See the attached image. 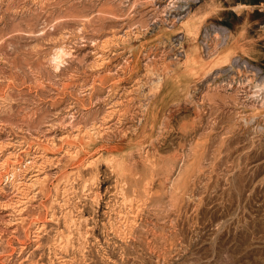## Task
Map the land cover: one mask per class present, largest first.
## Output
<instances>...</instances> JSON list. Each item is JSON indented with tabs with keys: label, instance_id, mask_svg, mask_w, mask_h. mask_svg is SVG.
<instances>
[{
	"label": "rangeland",
	"instance_id": "obj_1",
	"mask_svg": "<svg viewBox=\"0 0 264 264\" xmlns=\"http://www.w3.org/2000/svg\"><path fill=\"white\" fill-rule=\"evenodd\" d=\"M67 263L264 264V0H0V264Z\"/></svg>",
	"mask_w": 264,
	"mask_h": 264
},
{
	"label": "bare ground",
	"instance_id": "obj_2",
	"mask_svg": "<svg viewBox=\"0 0 264 264\" xmlns=\"http://www.w3.org/2000/svg\"><path fill=\"white\" fill-rule=\"evenodd\" d=\"M187 26H189L188 24H187ZM67 54V52L62 48V49H59L58 50V52H57V54L55 55V57H54V59H53V61L55 62V64L57 63V65L59 66L61 63H62V61H63V58H64V56ZM230 54H231V50H230V48H228L227 50H225V51H223V52H220L215 58H214V60H211L212 62V64H217V63H219L221 60H225V61H227L228 59H229V57H230ZM210 63V64H211ZM208 67V66H207ZM8 158V157H7ZM11 158V157H10ZM114 159V158H113ZM6 160H8V159H6ZM111 161V160H110ZM4 164H6L5 162H1V165H3L4 166ZM89 164L91 165V163L89 162ZM88 164V165H89ZM114 164V163H113ZM117 164V163H116ZM116 164H115V166H116ZM112 166V165H111ZM40 167V166H39ZM16 168V167H15ZM113 168V167H112ZM116 168H117V166H116ZM122 168V167H121ZM118 169H119V166H118ZM15 170V169H14ZM17 170V169H16ZM37 172H40L41 173V169L40 168H38L37 170H36ZM43 171V170H42ZM118 171V170H117ZM14 175V174H13ZM16 176V175H15ZM33 177H34V180H35V182H39L40 180H41V178H40V176H39V173H34L33 175H32ZM79 179V178H78ZM94 179V178H93ZM88 180V179H87ZM92 180V179H91ZM85 181V180H84ZM41 182V181H40ZM39 182V183H40ZM42 182H43V180H42ZM28 183V182H27ZM27 183H25L24 181L23 182H21L20 184H22V185H25L26 187L28 186V185H31V183L30 184H27ZM82 183H84V182H82ZM85 184H86V182H85ZM43 185V184H42ZM98 185V184H97ZM18 186V185H17ZM21 186V185H20ZM20 186H18V188H20ZM38 186V185H37ZM83 186V185H82ZM23 187V186H22ZM98 187V186H97ZM88 188V187H87ZM99 188V190H100V186L98 187ZM120 187H117V189H119ZM121 188H122V186H121ZM121 188L119 189V191L121 190ZM25 189V188H24ZM63 189V188H62ZM72 188H70L69 190H71ZM105 189H106V187H105ZM124 189V188H123ZM74 190V189H73ZM84 190V189H83ZM88 190V189H87ZM89 190H90V188H89ZM88 190V191H89ZM93 190V189H92ZM99 190H96L95 189V192H94V197H92L91 196V198H95L96 200H98V199H100L101 198V194H102V191H99ZM116 190V189H115ZM111 191V190H110ZM91 191H89V193H90ZM106 192V191H105ZM112 192V191H111ZM114 192V191H113ZM118 192V191H117ZM66 193V192H65ZM73 193V192H72ZM128 193V192H127ZM127 193L125 192V190H122L121 191V199H122V201L123 200H127ZM75 194V193H74ZM114 193H112V195H113ZM116 194V193H115ZM92 195V194H91ZM116 196V195H115ZM112 198H114V197H112ZM94 199V200H95ZM104 199V198H103ZM111 199V198H110ZM114 199H116V197L114 198ZM92 200V199H91ZM106 200H107V198H106ZM104 201V200H103ZM108 201V200H107ZM106 201V202H107ZM121 201V200H120ZM129 201H130V199H129ZM132 201V200H131ZM97 202H100L99 200L97 201ZM105 202V203H106ZM116 202V204L115 205H117V200L115 201ZM124 203H125V201H123ZM123 202H121V204H123L124 205V203ZM18 203V202H17ZM113 203H114V201H113ZM129 203V202H128ZM95 204V203H94ZM101 204H103L102 202H101ZM108 204V203H107ZM110 204H111V202H110ZM126 204H127V201H126ZM81 205H83V204H81ZM113 205V204H112ZM114 205V206H115ZM131 205V204H130ZM133 205V204H132ZM17 206V205H16ZM21 206V205H20ZM96 206V205H95ZM98 206V205H97ZM107 206V205H106ZM105 206V207H106ZM81 207V206H80ZM80 207H78V208H80ZM100 207V206H99ZM113 207V206H112ZM121 207H122V205H121ZM124 207V206H123ZM126 207H128V206H126ZM126 207H125V210H127L126 209ZM130 207V206H129ZM54 208V207H53ZM77 208V209H78ZM103 208V207H102ZM107 208V207H106ZM68 209V208H67ZM97 209V208H96ZM101 209V208H100ZM110 209L112 210V208L110 207ZM118 209V208H117ZM130 209V208H129ZM131 209H134V208H132L131 207ZM64 210V209H63ZM79 210V209H78ZM98 210V209H97ZM105 210V209H104ZM108 210V209H107ZM106 210V211H107ZM114 210V209H113ZM106 211H104L103 213H105ZM109 211V210H108ZM116 211V210H115ZM114 211V212H115ZM119 211V212H118ZM118 211H117V217L119 218V221H118V223L120 222V226L119 227H121L122 225H126L125 227L127 228L126 230L128 231V234H129V230H128V228H130L131 227V223L133 222V221H130L131 219H130V216H127V214H129V213H127V214H125V212L123 211V210H119L118 209ZM129 211H131V210H129ZM56 212V211H55ZM55 212H53V213H55ZM98 212V211H97ZM96 212V213H97ZM101 212V211H100ZM77 213V212H76ZM79 213V212H78ZM102 213V212H101ZM102 213V214H103ZM110 213V212H109ZM81 214V213H80ZM94 213H92L91 215H93ZM98 214V213H97ZM105 214H107V213H105ZM131 214V213H130ZM129 214V215H130ZM132 214H133V212H132ZM137 214V213H136ZM54 215V214H53ZM69 216H67V217H69L68 219H69V223H66L65 221V223L66 224H70V222H75L74 220V217L72 216V214L70 215V214H68ZM111 215V214H110ZM109 215V216H110ZM114 214H112V216H113ZM135 215V214H134ZM141 215V214H140ZM83 216V215H82ZM80 217L81 218V220L82 219H84V217ZM101 216V215H100ZM100 216H98V217H100ZM132 216V215H131ZM136 216V215H135ZM135 216H133V217H135ZM51 217H52V215H51ZM54 217V216H53ZM64 218H66V216H63ZM87 217H88V213H87ZM91 217V216H90ZM97 217V218H98ZM103 217H105V216H103ZM116 217V216H115ZM132 217V219H134ZM57 218V217H56ZM59 218V217H58ZM63 218V219H64ZM91 218H93V216L91 217ZM109 218V217H108ZM107 218V219H108ZM138 218V217H137ZM78 219V218H77ZM87 219L88 218H85L84 220L85 221H87ZM94 219V218H93ZM93 219H91V220H93ZM139 219V218H138ZM51 220H52V218H51ZM60 220V219H59ZM67 220V219H66ZM83 220V221H84ZM111 220H114V217H113V219H111ZM115 220H116V218H115ZM118 220V219H117ZM79 221V220H78ZM83 221H82V224H83ZM100 221V220H99ZM109 221V220H108ZM107 221V222H108ZM136 221V220H135ZM90 222H92V221H90ZM95 222V221H94ZM113 222V221H112ZM111 222V223H112ZM131 222V223H130ZM62 223V222H61ZM80 223V222H79ZM88 223V222H87ZM100 223V222H99ZM115 223V222H114ZM113 223V224H114ZM130 223V224H129ZM134 223H136V222H134ZM63 224V223H62ZM91 224V223H90ZM89 224V225H90ZM103 224H105V223H103ZM113 224L111 225L112 226V228H113ZM116 224H117V222H116ZM130 225V227H129V225ZM64 225V224H63ZM80 225V224H79ZM93 225V224H92ZM115 225V224H114ZM62 226V225H61ZM68 226V225H67ZM76 226V225H75ZM82 226V225H81ZM103 226H106V224L105 225H103ZM117 225H115V227H116ZM66 227V226H65ZM84 227V226H83ZM92 227V226H91ZM96 227V226H95ZM101 227V226H100ZM114 227V228H115ZM134 227V226H133ZM132 227V228H133ZM64 228V227H63ZM72 228V227H71ZM76 228H78L79 229V227H76ZM75 228V229H76ZM81 228V227H80ZM87 228V227H86ZM93 228V227H92ZM61 229V228H60ZM68 229V228H67ZM66 229V230H67ZM77 229V231H78V233H79V230ZM82 229V228H81ZM120 230H121V228H119ZM123 229V228H122ZM125 229V228H124ZM59 230V229H58ZM70 230V229H69ZM73 230V229H72ZM86 230V229H85ZM87 230H89L88 228H87ZM92 230H94V229H92ZM91 230V231H92ZM117 230V229H116ZM60 231V230H59ZM61 231H62V233H66V232H64L62 229H61ZM82 231V230H81ZM67 232H71V231H68L67 230ZM86 233H87V231H85ZM119 233H120V231H118ZM122 232V231H121ZM73 233V232H72ZM126 233V232H125ZM132 233V232H131ZM57 234V233H56ZM60 234V233H59ZM74 234V233H73ZM77 234V233H76ZM76 234H75V236H76ZM80 234H83L82 232L80 233ZM116 234H118V233H116ZM123 234H124V232H123ZM58 235V234H57ZM62 235V234H61ZM78 235V234H77ZM85 235V234H84ZM119 235H121V234H119ZM126 235V234H125ZM134 235V234H133ZM83 236V235H82ZM86 236V235H85ZM87 236H88V234H87ZM64 237H67V235L66 236H64ZM74 237V236H73ZM79 237V236H78ZM77 237V238H78ZM58 238V237H57ZM61 238V236L59 237V239ZM80 238H81V236H80ZM125 238V237H124ZM131 238V237H130ZM71 239V238H70ZM85 238H82L81 240H84ZM37 240V239H36ZM64 240H66V239H64ZM55 241V240H54ZM59 241V240H58ZM86 241V240H85ZM60 243H63V241L62 242H59V244ZM64 243H65V241H64ZM82 243V242H81ZM86 243H87V241H86ZM57 244V243H56ZM59 244L57 245V246H59ZM62 246H63V244H62ZM67 246V245H66ZM65 246V247H66ZM85 247V246H84ZM56 248V247H55ZM58 248V247H57ZM123 248V247H122ZM68 249H69V247H68ZM84 249V248H83ZM82 249V250H83ZM105 249V248H104ZM62 250V249H61ZM64 250V249H63ZM67 250V249H66ZM77 250V249H76ZM85 250V249H84ZM83 250V251H84ZM123 250V249H122ZM126 250V249H125ZM52 252V251H51ZM67 252V251H66ZM65 252V253H66ZM63 254H64V252H63ZM62 256V255H61ZM60 257V256H59ZM65 259H66V256H65ZM62 263V262H61ZM68 264V263H67Z\"/></svg>",
	"mask_w": 264,
	"mask_h": 264
}]
</instances>
